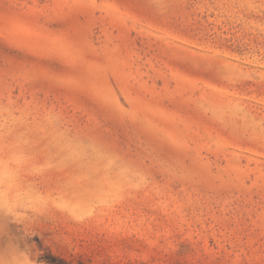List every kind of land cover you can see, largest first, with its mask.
Listing matches in <instances>:
<instances>
[{
  "label": "rangeland",
  "instance_id": "rangeland-1",
  "mask_svg": "<svg viewBox=\"0 0 264 264\" xmlns=\"http://www.w3.org/2000/svg\"><path fill=\"white\" fill-rule=\"evenodd\" d=\"M264 264V0H0V264Z\"/></svg>",
  "mask_w": 264,
  "mask_h": 264
},
{
  "label": "trees",
  "instance_id": "trees-1",
  "mask_svg": "<svg viewBox=\"0 0 264 264\" xmlns=\"http://www.w3.org/2000/svg\"><path fill=\"white\" fill-rule=\"evenodd\" d=\"M44 258L49 264H70L67 261H65L63 258H60L50 253L45 255Z\"/></svg>",
  "mask_w": 264,
  "mask_h": 264
}]
</instances>
